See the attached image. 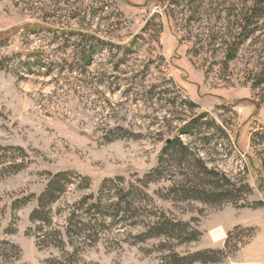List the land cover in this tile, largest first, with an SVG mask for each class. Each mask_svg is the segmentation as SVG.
Here are the masks:
<instances>
[{"label":"rangeland","instance_id":"obj_1","mask_svg":"<svg viewBox=\"0 0 264 264\" xmlns=\"http://www.w3.org/2000/svg\"><path fill=\"white\" fill-rule=\"evenodd\" d=\"M247 245L264 251V0H0V264Z\"/></svg>","mask_w":264,"mask_h":264},{"label":"trees","instance_id":"obj_2","mask_svg":"<svg viewBox=\"0 0 264 264\" xmlns=\"http://www.w3.org/2000/svg\"><path fill=\"white\" fill-rule=\"evenodd\" d=\"M173 145L182 146V142L180 140H176ZM67 173H60L54 177L52 181L49 182L46 191L42 194L39 199L40 206H48L49 204L54 203L59 196H61L65 192V186L68 185V177ZM66 178V179H64ZM65 184V185H64ZM97 209V208H96ZM209 256H217V257H209ZM225 257V253L223 251H205L197 253L191 257L179 258L174 261V264H183L186 260L191 259L193 262H202L206 263H218Z\"/></svg>","mask_w":264,"mask_h":264},{"label":"crops","instance_id":"obj_3","mask_svg":"<svg viewBox=\"0 0 264 264\" xmlns=\"http://www.w3.org/2000/svg\"><path fill=\"white\" fill-rule=\"evenodd\" d=\"M250 245L245 246L238 251L232 259L228 260V264H264V251H250Z\"/></svg>","mask_w":264,"mask_h":264},{"label":"bare ground","instance_id":"obj_4","mask_svg":"<svg viewBox=\"0 0 264 264\" xmlns=\"http://www.w3.org/2000/svg\"><path fill=\"white\" fill-rule=\"evenodd\" d=\"M211 236L214 241H220L225 237V232L222 228L212 231Z\"/></svg>","mask_w":264,"mask_h":264}]
</instances>
